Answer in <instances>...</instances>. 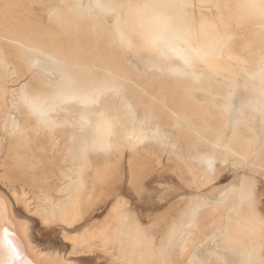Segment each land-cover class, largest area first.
<instances>
[{
  "label": "bare ground",
  "instance_id": "obj_1",
  "mask_svg": "<svg viewBox=\"0 0 264 264\" xmlns=\"http://www.w3.org/2000/svg\"><path fill=\"white\" fill-rule=\"evenodd\" d=\"M125 2L0 0V264L6 239L20 264H264V58L251 71L232 55L229 74L194 62L244 50L251 39L236 28L182 31L188 63L161 56L150 50L161 35L134 32L151 15L107 7ZM105 84L117 90L95 103L63 100ZM227 171L238 175L222 186ZM167 172L187 197L133 203Z\"/></svg>",
  "mask_w": 264,
  "mask_h": 264
},
{
  "label": "rangeland",
  "instance_id": "obj_2",
  "mask_svg": "<svg viewBox=\"0 0 264 264\" xmlns=\"http://www.w3.org/2000/svg\"><path fill=\"white\" fill-rule=\"evenodd\" d=\"M173 1V2H171ZM178 1V2H177ZM170 0V4L173 5V7L169 9L162 10L164 15H167L171 18V23L175 25L179 31H185L188 32L191 36L194 35V39H198L197 37H201L202 34L207 33L210 31V33H213L217 29H224V30H232L236 28L237 31H240L242 36L245 37V35H249V42L244 47V50H239L235 47L228 49V51L224 54L223 58H220L222 61L217 60H211L208 59L206 56L199 58L203 59L200 62L198 58L194 62L197 64H203L205 66H209V63H211L214 68H216L218 71L224 72L226 74H229L230 71L236 70L235 64H233L232 55L236 56H244L248 58L250 63V70H256V68L260 65V61L263 60L264 57V25L260 28L255 27L258 26L257 22L252 23L253 20H260L261 22H264V17H261L258 7H253L251 5L255 4L254 2L250 0ZM203 14L208 16H203ZM204 17V18H199ZM196 17V18H195ZM138 22V21H136ZM144 25H147L148 28H141L140 26L136 25L134 28L135 34L140 35L143 33L144 37L141 36L143 39L145 37H155L158 35H161V29L163 28V24L161 21L157 20L153 16L146 17L144 19V22H142ZM243 25H240V24ZM254 24V26H253ZM256 24V25H255ZM247 25V26H246ZM249 25V26H248ZM251 25V26H250ZM201 26V27H200ZM240 26V27H239ZM249 27V28H245ZM254 27L255 29H253ZM149 28H154V30L148 31ZM241 28V29H239ZM247 29V30H245ZM251 29V32L250 30ZM258 29V30H257ZM246 32V33H244ZM257 34H256V32ZM249 31V32H248ZM253 31V32H252ZM248 32V33H247ZM257 37H256V35ZM252 34L250 36V34ZM259 33V34H258ZM188 35V34H187ZM185 36L187 39H190L189 36ZM246 35V36H247ZM141 38V39H142ZM193 39V40H194ZM195 39V40H196ZM233 43L231 42V46ZM246 48V49H245ZM205 60V61H204ZM209 60V61H207ZM210 60L212 62H210ZM260 60V61H259ZM231 62V64H230ZM259 62V63H258ZM258 63V64H257ZM233 66V69H231ZM257 66V67H256ZM235 68V69H234ZM157 168H160V165L156 166ZM238 173L227 171L224 173L223 177L219 181V184L222 186H226L231 182ZM263 187L264 189V178H262ZM168 185L169 189H176L175 192H171V195L166 198L165 200L159 199V192H161L163 186ZM180 185L183 186L182 182L179 180L178 176L174 174L173 172H167L164 175H155L151 177L148 180V188L150 189L149 194L146 196L147 201H133V203H137L138 206H140L143 210L147 211L148 209H157L161 208L162 206L170 203L172 200L176 199H183L188 196L189 190L182 189V192L178 194V190L180 189ZM183 196V197H182ZM145 197V198H146ZM264 198V196H263ZM262 198V204H261V210L264 212V199ZM167 201V202H166ZM160 202V203H159ZM145 206V207H144Z\"/></svg>",
  "mask_w": 264,
  "mask_h": 264
},
{
  "label": "snow or ice",
  "instance_id": "obj_3",
  "mask_svg": "<svg viewBox=\"0 0 264 264\" xmlns=\"http://www.w3.org/2000/svg\"><path fill=\"white\" fill-rule=\"evenodd\" d=\"M253 7H258L260 11L261 17H264V0H260L259 4L251 5ZM109 8H119V9H127L130 13L135 14L136 16H145L151 15L157 20L161 21L163 24V30L161 36L158 40H154L151 42L150 50L164 55V50L170 49L174 51L181 59H184L185 63H188V60L183 55V47H190L187 44V41L184 39L183 33L179 31V29L171 23V18L167 15L163 14L162 10L169 9L173 7L167 0H127L125 3L108 5ZM171 37V40L168 37ZM173 42H175V46H173ZM116 85H108L105 84L102 87L96 88L93 90V93L89 94L87 97H78L75 94L63 97L65 102H72L73 100L79 99L81 102L87 103H95L100 95H103L105 91H116ZM25 102L29 101V97L25 95ZM36 111H40L36 109ZM43 114V113H41ZM106 131L107 134H111V123L106 122ZM161 139H163L161 137ZM89 145L87 142L85 143V151L88 150ZM211 163V162H210ZM142 193L139 189L135 190L134 195L139 197ZM120 204L122 207L128 206L127 199H121ZM6 208V202L0 199V212ZM9 234L5 229V236L7 237ZM6 255L7 259L3 262V264H20L23 260V251L21 247L14 243L11 239H6ZM26 264H45L43 260H28ZM218 264H249L248 261L245 260H229L223 259L218 261Z\"/></svg>",
  "mask_w": 264,
  "mask_h": 264
}]
</instances>
